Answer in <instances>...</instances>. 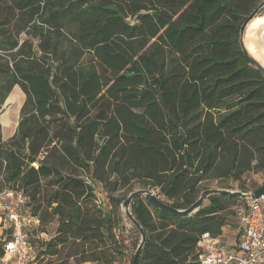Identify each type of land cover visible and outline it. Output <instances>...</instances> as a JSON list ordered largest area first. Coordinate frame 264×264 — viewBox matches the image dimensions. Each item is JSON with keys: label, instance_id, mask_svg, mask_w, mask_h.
Instances as JSON below:
<instances>
[{"label": "trees", "instance_id": "16d2710c", "mask_svg": "<svg viewBox=\"0 0 264 264\" xmlns=\"http://www.w3.org/2000/svg\"><path fill=\"white\" fill-rule=\"evenodd\" d=\"M262 1L0 0L5 128L24 95L7 139L0 123V192L25 197L26 234L53 228L45 264L121 262L135 189L183 209L207 188L259 186L245 176L264 174V70L239 29ZM238 204L211 194L175 217L134 196L136 264H199V237H221ZM10 235L0 223V257Z\"/></svg>", "mask_w": 264, "mask_h": 264}, {"label": "built area", "instance_id": "2783aa9c", "mask_svg": "<svg viewBox=\"0 0 264 264\" xmlns=\"http://www.w3.org/2000/svg\"><path fill=\"white\" fill-rule=\"evenodd\" d=\"M25 197L13 189L0 192V223L11 228L4 243L0 264H30L32 248L25 232L30 221L24 213ZM33 219V220H32ZM241 233L238 242L226 247L219 237L203 233L197 242L199 264H261L264 263V195L248 201L240 212Z\"/></svg>", "mask_w": 264, "mask_h": 264}, {"label": "rangeland", "instance_id": "374dc122", "mask_svg": "<svg viewBox=\"0 0 264 264\" xmlns=\"http://www.w3.org/2000/svg\"><path fill=\"white\" fill-rule=\"evenodd\" d=\"M263 13H264V6L259 10L258 14H263ZM8 96H7V98H8ZM7 98L5 99V101L1 107L0 123H1V114L9 106ZM23 99H24V95H23ZM23 99H22V102H23ZM22 102H21V105H22ZM21 105L19 106L18 113L14 118V123H13V126H12L10 132H9V136H11L14 133V131L17 127V123L19 121V111H20ZM1 125H2V123H1ZM2 135H3V132H2ZM263 181H264V174L248 173L245 176V186L247 188H250L256 184L260 185ZM233 190H237V189H233ZM159 198L162 200V197H159ZM246 207H247V204H238L232 208L233 214L230 215V217L228 218L229 222L225 226V228L228 229L229 241H231V240L233 241V239L234 240L237 239L238 235L241 233L240 212L243 211L244 209H246ZM129 211H130V209H129ZM121 217H122V224H121L122 228H121V230L120 229L116 230V234L118 236V239L124 244L126 254H125L124 259L117 264H128L129 259L135 253V250H136L135 244L140 243V240H138V237H140V236L136 231H134V225L132 224V222L128 218L125 210L123 209V206L121 208ZM26 231H27V234L30 238L31 248H32V256L34 257V261L30 262V264H34L35 260L40 264H45L49 260L53 259V258H49V257H44L41 254L42 250H43V243L48 241L49 237L53 233V228L50 227L49 231L47 233H40L39 231L37 232L33 228H28ZM220 241L226 247H230L232 245V244L231 245L227 244L224 239H222V240L220 239ZM84 264H94V263H84Z\"/></svg>", "mask_w": 264, "mask_h": 264}, {"label": "water", "instance_id": "95a60500", "mask_svg": "<svg viewBox=\"0 0 264 264\" xmlns=\"http://www.w3.org/2000/svg\"><path fill=\"white\" fill-rule=\"evenodd\" d=\"M264 6V0L246 17V19L244 20V22L242 23L240 29H239V43H240V47L242 52L244 53L245 57L247 59H249L251 62H253L254 64H256L258 67L262 68L264 70V68L259 65L257 63L256 60H254L245 50L244 46H243V35H244V30L245 27L247 25V23L253 19L258 13L259 10ZM211 194H220V195H231V196H236V197H240L242 199H245L246 201H251V200H255L260 198L262 195H264V181L255 189L245 192V191H241V190H233V189H223V188H207L205 190H203L199 196L197 197V199L190 204L188 207L183 208V209H179V208H175L172 207L171 205L165 203L163 200H161L159 197H157L153 192H151L150 190L147 189H135L134 191H132L127 198L124 200L122 206L123 209L125 210L128 218L130 219V221L132 222V224L136 227V229H138L139 234H140V243L138 244L135 253L133 255V259L131 264H136V260L139 256L140 250L142 248V244L143 241L145 239V232L143 231V229L141 228V226L139 225V223L134 219V217L132 216L131 212L129 211V205L131 203V200L134 196L136 195H141L145 198V200L150 203L152 206L172 215L175 217H189L192 216L193 214H195L198 209L200 208V206L202 205V203L206 200V198L211 195Z\"/></svg>", "mask_w": 264, "mask_h": 264}, {"label": "bare ground", "instance_id": "6f19581e", "mask_svg": "<svg viewBox=\"0 0 264 264\" xmlns=\"http://www.w3.org/2000/svg\"><path fill=\"white\" fill-rule=\"evenodd\" d=\"M243 46L247 53L264 68V13L256 15L247 23Z\"/></svg>", "mask_w": 264, "mask_h": 264}, {"label": "crops", "instance_id": "0c3cea01", "mask_svg": "<svg viewBox=\"0 0 264 264\" xmlns=\"http://www.w3.org/2000/svg\"><path fill=\"white\" fill-rule=\"evenodd\" d=\"M1 126H2V132H3L2 138L3 139H7L9 137V132H10L12 126L10 128H5L3 125H1ZM239 237H240V234L238 235L237 239H235V240L233 239L234 242L232 240L229 241L228 229H226L224 227L222 229V235H221V237H219V239H221V240L224 239L227 244H229V245L232 244L233 245L234 243L236 244L238 242Z\"/></svg>", "mask_w": 264, "mask_h": 264}]
</instances>
